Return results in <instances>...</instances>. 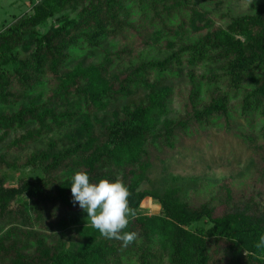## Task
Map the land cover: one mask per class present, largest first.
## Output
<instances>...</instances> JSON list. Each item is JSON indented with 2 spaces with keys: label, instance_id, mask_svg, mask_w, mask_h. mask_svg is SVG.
Wrapping results in <instances>:
<instances>
[{
  "label": "trees",
  "instance_id": "obj_1",
  "mask_svg": "<svg viewBox=\"0 0 264 264\" xmlns=\"http://www.w3.org/2000/svg\"><path fill=\"white\" fill-rule=\"evenodd\" d=\"M50 17L54 26L39 33L36 27ZM149 34L153 45L170 53L145 58L106 81L121 55L102 42L127 44L129 39L149 45ZM99 51L103 56L98 63L67 66L73 54ZM183 62L207 63L212 89L200 101L199 81L190 73L183 114L153 133V115L166 112L172 100L170 89L159 82L179 76ZM11 77L28 90L50 77L55 81L50 99L63 106L73 103L85 113L132 95L139 101L100 122L103 142L86 131L82 140L56 154L30 155L25 163H37L45 179L10 186L0 177V264H123V258L126 264H264V245L257 247L264 236V190L227 188L217 203L195 205L182 199L176 187L139 188L154 157L151 148L172 149L194 126L211 127L216 120L232 128L229 95L223 88L240 92L238 117L247 124L264 118V1L252 14L231 17L224 27L215 26L209 11L194 0H39L31 14L15 18L0 32L1 100ZM49 110L39 112L31 105L0 113V138L28 122L42 128ZM260 131L264 138V126ZM243 140L257 155V178L264 184V141L255 143L250 135ZM1 165L13 166L0 156ZM77 171H86L92 182L123 180L136 211L124 231L136 232V241L125 248L93 227H70L68 215L79 206L73 203L70 184ZM145 198L158 202L162 214H138ZM199 222L207 226H194Z\"/></svg>",
  "mask_w": 264,
  "mask_h": 264
},
{
  "label": "rangeland",
  "instance_id": "obj_2",
  "mask_svg": "<svg viewBox=\"0 0 264 264\" xmlns=\"http://www.w3.org/2000/svg\"><path fill=\"white\" fill-rule=\"evenodd\" d=\"M37 1L39 0H0V32L15 18L31 14L32 7ZM194 1L209 11L215 26L225 27L231 17L252 14L255 5L264 0H252L250 4L248 0ZM53 26L54 17H50L37 26L36 30L43 33ZM152 30L144 31L143 34L146 36ZM205 31L206 29L202 30V32ZM149 37V45H142L140 40L131 42L128 39L127 44L125 40H104L102 46L105 49L114 50L121 55V59L114 61L104 79L111 80L145 58L161 59L170 53V50L164 47L153 45V36L149 34ZM176 48L177 46H174L172 50ZM102 56L101 51L93 55L73 54L68 60L67 66H91L98 63ZM12 67L13 65L10 68ZM208 69L207 63L187 65L183 62L179 76H169L159 82L160 85L163 84L170 89L172 100L168 104L166 112L161 115H153L151 132L155 133L161 130L165 122L175 121L183 114V100H185L184 96L189 88L190 73L199 81V100L207 99V93L213 86L212 81L207 80L211 76ZM44 80L34 84L31 90H28L21 87L15 77H11L10 87L7 89L8 94L4 99H0V113L11 114L18 111L20 107L31 105H35L39 112L50 109L42 128H38L35 123L28 122L26 127L12 128L2 139L0 138V156L5 162L13 165L12 167L1 165L0 177L10 186H17L22 180L41 181L45 179V174L37 163L30 165L25 163L30 155L41 151L56 154L73 145L74 140H82L86 131L92 132L98 142H103L104 136L100 122L106 123L116 113L120 116L123 108L131 107L139 101L138 95H132L128 99L110 104L102 110L93 109L89 113H85L73 103L63 106L53 102L50 99V93L55 86V81L50 77ZM222 91L229 95L232 128H224L222 122L216 120L211 127L194 126L186 134L188 136L196 134V136H182L181 143L172 149H164L162 146H158L156 149L151 148V154L154 157L152 156V163L147 170L145 179L140 183V189L158 188L163 190L176 187L182 195V199L195 205L206 200L215 202L227 188L245 193L264 190V184L260 183L257 178L256 169L259 162L257 155L254 149L243 140V137L250 135L255 137V143L264 141L262 134L260 135V128L264 126V118L256 117L247 124L245 119L238 117L240 92H234L227 88H223ZM85 118H88L89 123L84 124ZM204 129L206 130L204 131ZM27 131H29L28 135ZM21 134H24V137L19 142H14L15 137L17 138ZM0 136H3L1 130ZM121 169L119 168V170ZM138 214L158 216L162 214V209L154 199L145 198L138 209ZM68 220L70 227H92L88 223L87 213L80 206L69 213ZM0 225L3 226V223ZM198 225L207 226V223L194 224V226ZM122 263H127L125 258Z\"/></svg>",
  "mask_w": 264,
  "mask_h": 264
},
{
  "label": "clouds",
  "instance_id": "obj_3",
  "mask_svg": "<svg viewBox=\"0 0 264 264\" xmlns=\"http://www.w3.org/2000/svg\"><path fill=\"white\" fill-rule=\"evenodd\" d=\"M70 184L73 203H78L87 213L88 223L102 237L120 241L125 248L136 241V232L124 231L129 218L136 217V211L129 205L131 192L121 178L114 181L101 178L92 182L86 171H77ZM261 245H264V236L260 237L257 247Z\"/></svg>",
  "mask_w": 264,
  "mask_h": 264
}]
</instances>
